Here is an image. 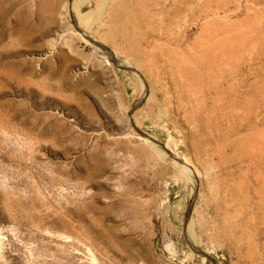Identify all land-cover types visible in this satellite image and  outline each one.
Returning a JSON list of instances; mask_svg holds the SVG:
<instances>
[{
	"label": "rangeland",
	"instance_id": "374dc122",
	"mask_svg": "<svg viewBox=\"0 0 264 264\" xmlns=\"http://www.w3.org/2000/svg\"><path fill=\"white\" fill-rule=\"evenodd\" d=\"M109 1L0 0V264H264V0Z\"/></svg>",
	"mask_w": 264,
	"mask_h": 264
},
{
	"label": "bare ground",
	"instance_id": "6f19581e",
	"mask_svg": "<svg viewBox=\"0 0 264 264\" xmlns=\"http://www.w3.org/2000/svg\"><path fill=\"white\" fill-rule=\"evenodd\" d=\"M88 1L89 0H76V2L74 4V9H75V12H74V20H75V23L77 24V26H78L79 29H77L76 31H75V29H71V30L69 29L68 31H66L62 35L65 39H72L73 40V39L81 38V39L85 40L86 42L87 41L88 42L92 41V35L93 34H92L91 29H92L93 26H95L94 24H97L99 22H102V17H103V15L105 13L104 10L106 8L105 6L107 5V3L109 4L110 1L109 0H99L97 9L95 11L90 12L89 14L83 15L79 11V7H80V5L82 3L88 2ZM144 1L147 4H150V2L148 0H144ZM174 2H175V0H159L158 4H156L155 7L156 6H159L158 7V8H160V11L159 12H161V13L166 8H168V7L172 10V13H174L177 9L178 10H181L182 9L184 11V9H185L184 7L182 8L179 4H177V5L174 4ZM151 4L153 6V3H151ZM62 10L63 11L61 12V17H62V20H65L66 19L65 17L67 16L66 15L67 14V10H68L67 4H64L63 5ZM118 13H119V10L117 8L113 9V11L110 13L108 19H111V21L113 22L112 24H114L115 22H116V25H117V23L120 24V19H119ZM142 13H144V12H142ZM138 17H137V19H138ZM137 19L134 16H129V18L127 19L128 35H129V36H127L128 37L127 42L129 44H131V43L133 44L134 42H136L137 40H139L138 39V35L139 34L137 35V32H136V29L138 28L137 27ZM88 20H91V21L90 22H87ZM173 22H174V20H173ZM81 25H84L85 28H82ZM111 27L112 28H110L109 31H108V33H110V34L114 33L115 31H117V29H119V28H117L116 26H113V25ZM104 40H106V38ZM204 47H205V51L206 52H211L212 51V47L215 48V51H216V43L215 42L212 44V47H211V44L210 45H205ZM102 50H103L102 53H105V55H107L108 52H109L108 50H107L108 52L105 50L104 46H102ZM212 52L210 54L212 56V59L211 60H208L209 57H207V58L204 59L203 62L205 63V67H207L209 69H216L217 68V62H216V59H215V54L212 53ZM206 55H207V53H206ZM208 61H209V63H208ZM200 78L201 79H204L206 84H208L210 82V80H209L210 79L209 74L206 73V72L205 73L204 72H201L200 73ZM207 89H208V87H207ZM150 146L154 149V151L157 153V155L160 157V159H164L163 157L166 154H164V151L162 149H160V148H158V147H156L155 145H152V144H150Z\"/></svg>",
	"mask_w": 264,
	"mask_h": 264
}]
</instances>
